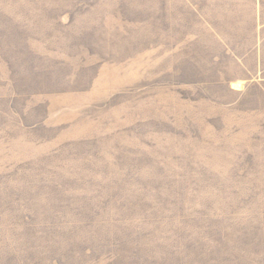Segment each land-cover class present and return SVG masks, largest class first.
<instances>
[{
  "label": "rangeland",
  "instance_id": "1",
  "mask_svg": "<svg viewBox=\"0 0 264 264\" xmlns=\"http://www.w3.org/2000/svg\"><path fill=\"white\" fill-rule=\"evenodd\" d=\"M216 248L264 264V0H0V264Z\"/></svg>",
  "mask_w": 264,
  "mask_h": 264
},
{
  "label": "trees",
  "instance_id": "2",
  "mask_svg": "<svg viewBox=\"0 0 264 264\" xmlns=\"http://www.w3.org/2000/svg\"><path fill=\"white\" fill-rule=\"evenodd\" d=\"M81 216L82 217H84L85 215L84 214H81ZM85 217H87V216H85ZM56 224L57 223H55V226H56ZM64 233H67V232H59V236H55V232H54V235H53V232H52V235H50V236H48V237H42V236H37V238L36 239H41L42 241H44V242H49V244H48V247H49V250H51L52 251V248H51V246L53 245V244H56V245H59V247H63V246H67V247H70L71 245H70V242H74V240L73 241H69V239H71V236L69 237L68 235H62V234H64ZM71 234H72V232H70ZM61 239V240H60ZM69 241V242H68ZM91 241H92V239H91ZM244 243V240H242L241 241V244H243ZM51 248V249H50ZM197 252H195L194 253V256H196L197 254H199L198 253V251L199 250H196ZM224 251V248H216L215 249V251H213V254H211V255H213V257L212 256H210V258L212 257L213 258V262L215 263V262H217L218 264H220V260H222L223 261V252ZM53 253H54V251H52ZM52 254V253H51ZM193 256V255H192ZM204 259V258H203ZM202 259V260H203ZM225 259V258H224ZM43 260H45V259H43ZM191 263L192 264H199L200 262L198 261V260H191ZM209 263H210V260H209ZM208 263V264H209ZM211 264V263H210ZM216 264V263H215Z\"/></svg>",
  "mask_w": 264,
  "mask_h": 264
}]
</instances>
